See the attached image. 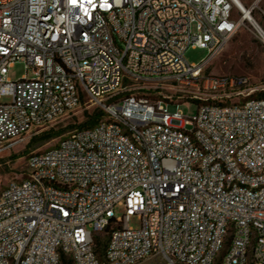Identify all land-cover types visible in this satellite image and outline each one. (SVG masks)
Listing matches in <instances>:
<instances>
[{
	"label": "built area",
	"instance_id": "built-area-1",
	"mask_svg": "<svg viewBox=\"0 0 264 264\" xmlns=\"http://www.w3.org/2000/svg\"><path fill=\"white\" fill-rule=\"evenodd\" d=\"M247 12L232 0H0V154L82 105L102 112L29 153L27 177L0 189V264H264V86L205 74L240 27L264 43ZM188 47L208 55L189 64ZM18 61L30 75L11 80Z\"/></svg>",
	"mask_w": 264,
	"mask_h": 264
},
{
	"label": "rangeland",
	"instance_id": "rangeland-1",
	"mask_svg": "<svg viewBox=\"0 0 264 264\" xmlns=\"http://www.w3.org/2000/svg\"><path fill=\"white\" fill-rule=\"evenodd\" d=\"M240 2L247 10L251 9V16L264 30V0H240ZM234 15L241 17L237 11L234 12ZM119 46L122 47L120 44ZM207 55L206 49L188 47L184 52V59L189 64H197ZM26 73L30 75V70L26 72L25 62L18 61L9 68L7 76L11 80H18ZM205 74L247 76L253 85L264 86V43L255 37L248 25L240 27L224 48L208 62ZM167 93L174 100L180 102L190 99L188 95L180 94L181 92L169 91ZM4 100L8 101L9 98ZM94 109L95 107L89 104L82 105L74 114L49 128L51 130L49 138L30 145L34 138L40 137L49 129L38 131L35 134L27 135L25 142L21 145L0 154V189L9 181L22 180L27 177L26 158L29 153L42 151L54 145L60 135L85 122L88 118L85 114ZM197 109L198 105L189 101L179 105V111L186 117L195 116ZM123 212V207L119 206L114 210L115 216H122ZM129 226L139 227L137 217H132L129 220Z\"/></svg>",
	"mask_w": 264,
	"mask_h": 264
},
{
	"label": "trees",
	"instance_id": "trees-1",
	"mask_svg": "<svg viewBox=\"0 0 264 264\" xmlns=\"http://www.w3.org/2000/svg\"><path fill=\"white\" fill-rule=\"evenodd\" d=\"M258 96L261 97V98H264V90L259 92ZM85 115L88 117L87 120L85 122H83L82 124H79L77 126L78 128H86V127H90V126L94 125L100 119V117L102 116V112L100 110H98V109H94L92 112H87ZM50 131L51 130L49 129L48 132L44 133L40 137L34 138L30 142V145H32V144H34V143H36L38 141H41V140L49 138V136L51 135ZM102 246H104V244H100V242H98L97 251L99 253H101ZM63 264H69V262L68 261H63Z\"/></svg>",
	"mask_w": 264,
	"mask_h": 264
},
{
	"label": "bare ground",
	"instance_id": "bare-ground-1",
	"mask_svg": "<svg viewBox=\"0 0 264 264\" xmlns=\"http://www.w3.org/2000/svg\"><path fill=\"white\" fill-rule=\"evenodd\" d=\"M233 3L235 4L236 7L240 8L241 10H243V15L244 18H250L249 14H248V10L242 5V3L240 2V0H232Z\"/></svg>",
	"mask_w": 264,
	"mask_h": 264
}]
</instances>
